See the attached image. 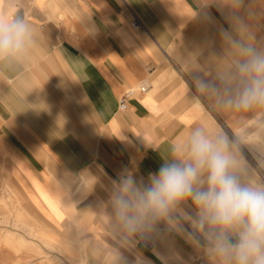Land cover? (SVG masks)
<instances>
[{"label": "crops", "instance_id": "0c3cea01", "mask_svg": "<svg viewBox=\"0 0 264 264\" xmlns=\"http://www.w3.org/2000/svg\"><path fill=\"white\" fill-rule=\"evenodd\" d=\"M0 9L34 28L28 55L0 62V210L13 212L17 191L82 264L91 248L134 264H219L190 200L132 238L113 227V201L123 180L142 191L149 173L186 158L197 129L226 134L264 171L245 144L264 130V106L226 103L250 81L239 66L264 54V0H0ZM3 251L0 264L17 263Z\"/></svg>", "mask_w": 264, "mask_h": 264}, {"label": "clouds", "instance_id": "9594fccd", "mask_svg": "<svg viewBox=\"0 0 264 264\" xmlns=\"http://www.w3.org/2000/svg\"><path fill=\"white\" fill-rule=\"evenodd\" d=\"M33 40L34 28L22 15L0 9V62L22 61ZM239 68L250 81L226 103L245 110L264 106V54L253 53ZM186 153L179 163H163L157 172L149 173L151 185L142 191L134 189L131 177L122 181L121 194L113 201L121 233L126 238L142 233L146 220L149 227L171 223L170 213L190 200L198 211L200 230L205 223L209 226L205 236L219 264H264V185L241 182L242 161L224 135L209 137L197 129ZM129 191L134 199L126 198ZM228 233L236 237L234 243Z\"/></svg>", "mask_w": 264, "mask_h": 264}, {"label": "rangeland", "instance_id": "374dc122", "mask_svg": "<svg viewBox=\"0 0 264 264\" xmlns=\"http://www.w3.org/2000/svg\"><path fill=\"white\" fill-rule=\"evenodd\" d=\"M228 140L230 145L235 147L229 138ZM254 142L258 143L259 148H264V130H262L260 134H257L256 137L252 139V144ZM259 180L262 182L260 178ZM262 184L264 185L263 182ZM15 194L12 195V202L10 203L11 210L13 212H7L8 210L6 204H1L2 209L0 210V216L4 215V217L0 219V250L4 249L5 251L3 252H6L5 254L10 253L16 255L17 263L15 264H82V259H79L82 257L83 252H78L77 250L72 249V245L64 246V243L68 242V240L61 238L55 232L48 233L49 231L46 229L48 232L41 235L44 239H55L59 245V249L52 247V244L54 243H52L51 246H47V244L35 237V235H38L40 231L43 232V229H45L42 228L44 224L40 222L38 218L34 216L31 217L29 215L22 201V197L17 191H15ZM112 209L114 213V208L112 207ZM97 214L98 213L96 210L94 215L96 216ZM113 216H115V213ZM99 219L101 221L103 220L101 218ZM112 221L113 227H118L115 217ZM67 226L68 223L64 225V235L68 239H73L75 236L69 232L71 229L69 226ZM118 230L120 229L118 228ZM64 235L62 234V236ZM60 247L62 249H60ZM2 255L5 256L4 254ZM9 256L10 255H8V257ZM120 258L122 261L120 259L114 260L110 253L91 248L87 250V259L84 264H134L130 258ZM3 264L9 263L4 261Z\"/></svg>", "mask_w": 264, "mask_h": 264}, {"label": "bare ground", "instance_id": "6f19581e", "mask_svg": "<svg viewBox=\"0 0 264 264\" xmlns=\"http://www.w3.org/2000/svg\"><path fill=\"white\" fill-rule=\"evenodd\" d=\"M224 136H226V134H224ZM243 142V141H242ZM245 144L248 147V150H250L252 152L253 157L255 158V160L258 162V164L264 168V148H259L258 143L254 142L252 144V141H245ZM235 149V151L237 152V154L240 156L241 160L244 162L245 166H247L248 171H241V182L245 183V184H251V185H263L262 182L259 180L260 176H259V172L256 171L250 164L249 162L245 159V157L243 156V154L235 147H233ZM240 174V173H239ZM15 220V219H14ZM74 223L72 220L68 221V225L73 227ZM22 225V224H21ZM23 227V226H22ZM26 227V226H25ZM68 227V226H67ZM30 228V227H29ZM28 228V229H29ZM32 229V228H31ZM34 232V231H33ZM48 231L46 229H43V232H39L38 235L36 234L35 237H37L38 239H40L41 241H43L45 244H47V246H51L52 243V247H56L57 249H59V245L57 244L55 239H44L42 237V235L44 233H47ZM42 234V235H41ZM29 235V234H28ZM8 236V235H7ZM30 236V235H29ZM17 238V237H16ZM22 239V238H21ZM5 240V239H4ZM60 249H62L60 247ZM79 259V258H76ZM82 261L84 260V255L82 254V257L79 259Z\"/></svg>", "mask_w": 264, "mask_h": 264}, {"label": "built area", "instance_id": "2783aa9c", "mask_svg": "<svg viewBox=\"0 0 264 264\" xmlns=\"http://www.w3.org/2000/svg\"><path fill=\"white\" fill-rule=\"evenodd\" d=\"M132 26L137 28V27H141L142 26V22L139 18H135L134 21L132 22ZM147 89L146 86H140L139 90L141 91H145ZM136 92V90H130L129 92H127V94L125 95V97L121 100L120 102V109L121 110H125L126 107H127V104H126V99L127 98H130L131 96L134 95V93ZM259 176H260V179L262 180V182L264 183V171H259ZM199 264H205L203 261H198Z\"/></svg>", "mask_w": 264, "mask_h": 264}]
</instances>
